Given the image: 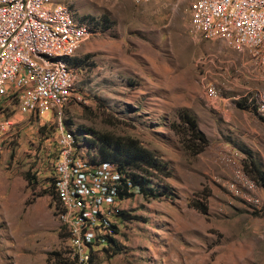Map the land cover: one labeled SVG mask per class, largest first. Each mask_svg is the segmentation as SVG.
<instances>
[{
    "label": "rangeland",
    "instance_id": "1",
    "mask_svg": "<svg viewBox=\"0 0 264 264\" xmlns=\"http://www.w3.org/2000/svg\"><path fill=\"white\" fill-rule=\"evenodd\" d=\"M54 1L94 33L72 57L75 91L61 114L0 105L12 122L0 139V264H73L52 194L66 131L80 154L95 157L98 134L132 136L168 172L166 196L134 190L118 202L130 219L108 216L115 241L94 246L93 264H264V188L244 168L251 160L264 168V116L248 101L264 88V67L194 32L191 0ZM182 109L206 137L198 153L170 126L184 128Z\"/></svg>",
    "mask_w": 264,
    "mask_h": 264
},
{
    "label": "built area",
    "instance_id": "2",
    "mask_svg": "<svg viewBox=\"0 0 264 264\" xmlns=\"http://www.w3.org/2000/svg\"><path fill=\"white\" fill-rule=\"evenodd\" d=\"M188 7L194 32L248 51L264 67V0H191ZM92 33L67 4L0 0V105L16 101L22 114H61L75 91L76 71L68 61ZM206 87L216 94L213 84ZM248 101L264 116V88L254 90ZM1 113L0 139L12 125ZM56 148L54 211L68 231L70 254L84 262L110 233L108 216L119 210L121 200L116 196L119 173L111 163L80 154L69 131L59 134Z\"/></svg>",
    "mask_w": 264,
    "mask_h": 264
},
{
    "label": "trees",
    "instance_id": "3",
    "mask_svg": "<svg viewBox=\"0 0 264 264\" xmlns=\"http://www.w3.org/2000/svg\"><path fill=\"white\" fill-rule=\"evenodd\" d=\"M69 65L75 66L72 63V57L69 59ZM243 106V104L239 103ZM180 124L184 128L177 129L174 123H171V128L179 133L183 146L198 153L204 149L207 140L204 133L198 128L195 118L187 111L182 109L178 113ZM98 154L95 160L98 162H108L115 165L119 173V183L116 186V196L119 199L129 198L133 195L134 190H138L143 195H163L166 196L168 189L164 178L168 176V172L164 169L166 164L151 150L143 146L140 141L132 136H118L112 134H98L97 136ZM246 174L253 181L264 188V168L251 160L244 165ZM129 183V184H128ZM54 196V193H52ZM206 212V208L201 210ZM115 216L119 220H128V213L123 210H116ZM117 231L115 224H110V233L103 237L105 247H112L114 244L113 234ZM69 248V247H68ZM67 248V249H68ZM70 254V249H68ZM56 254V253H54ZM87 261H80L77 254L69 258L73 264H93V251L90 250ZM71 255V254H70ZM63 264H69L68 259H65ZM60 264V263H59Z\"/></svg>",
    "mask_w": 264,
    "mask_h": 264
}]
</instances>
